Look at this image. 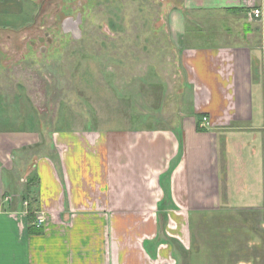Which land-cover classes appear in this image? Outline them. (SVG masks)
Wrapping results in <instances>:
<instances>
[{"label": "crops", "instance_id": "1", "mask_svg": "<svg viewBox=\"0 0 264 264\" xmlns=\"http://www.w3.org/2000/svg\"><path fill=\"white\" fill-rule=\"evenodd\" d=\"M263 5L182 0L172 11L165 37L182 71L172 126L53 130L26 195L12 159L34 133L0 131V264H180L187 256L173 243L189 250L193 218L264 210L232 205L233 198L264 197V19L250 17ZM194 12L198 23L190 28ZM23 13V0H0V21ZM32 174L38 184L29 190ZM247 174L257 183L247 185ZM29 197L36 199L32 214ZM39 214L45 224L32 233ZM184 222L189 247L173 233ZM128 230L137 232L130 241ZM245 240L250 252L264 248V240Z\"/></svg>", "mask_w": 264, "mask_h": 264}, {"label": "rangeland", "instance_id": "2", "mask_svg": "<svg viewBox=\"0 0 264 264\" xmlns=\"http://www.w3.org/2000/svg\"><path fill=\"white\" fill-rule=\"evenodd\" d=\"M23 1L20 17L0 21V131L32 132L29 117L37 125L28 144L12 159L13 175L21 180V193L26 195V180L39 154L50 153L48 142L53 130L174 125V110L181 104L179 99L175 101L179 86L174 79L182 71L180 63L173 60L165 33L170 14L182 0ZM190 15L188 27H197L199 14ZM67 20L71 21L65 27ZM201 25L207 28L211 24ZM253 25L261 29L259 22ZM244 178L247 185L258 179L251 174ZM232 205L258 210L256 207H264V197L233 198ZM261 210L243 214L255 228V240H264ZM179 229L173 233L189 247L186 222ZM135 232L127 231L129 241ZM236 233L231 261L225 264H240L235 259L246 254L264 264V248L255 246L250 252L245 247L247 235L238 230ZM197 234L202 248L211 246L207 226ZM176 250L182 256L178 247ZM204 257L197 264H213ZM180 264L190 263L185 260Z\"/></svg>", "mask_w": 264, "mask_h": 264}, {"label": "trees", "instance_id": "3", "mask_svg": "<svg viewBox=\"0 0 264 264\" xmlns=\"http://www.w3.org/2000/svg\"><path fill=\"white\" fill-rule=\"evenodd\" d=\"M28 124L31 126V131L34 132L37 127L33 118L29 117L27 120ZM33 129V130H32ZM201 129V128H200ZM24 130V129H23ZM29 190L38 184V179L36 174H32L29 177ZM30 198V197H29ZM36 200V199H35ZM30 198L29 205L31 214L36 209V201ZM235 215L242 217L241 220H237ZM34 225L31 229L32 233H41V228ZM247 223H250L242 213H223V212H211L206 214H201L200 217L191 220V248L186 250L180 243L174 242L175 248L178 247L182 256H187V261L190 264H197L198 261L203 260V257L212 262L213 264H225V261H229L230 253L233 252L232 244L234 235L237 234L236 231H241L247 235V237L254 238L255 228L247 227ZM208 227L210 231V241L209 245L201 247L198 244L197 237L199 229H204ZM231 230H236L231 232ZM223 234V235H222ZM225 235V236H224ZM249 235V236H248ZM223 236V237H222ZM223 238V239H222ZM232 243V244H231ZM229 255V256H228ZM230 262V261H229Z\"/></svg>", "mask_w": 264, "mask_h": 264}, {"label": "built area", "instance_id": "4", "mask_svg": "<svg viewBox=\"0 0 264 264\" xmlns=\"http://www.w3.org/2000/svg\"><path fill=\"white\" fill-rule=\"evenodd\" d=\"M250 17L253 20H263L264 19V12L260 8H254L250 12ZM209 125H210L209 119L207 117H203L202 121L200 123V127L202 129H206L207 127H209ZM45 221H46L45 215L39 214L36 217L35 225L39 228H42L45 224Z\"/></svg>", "mask_w": 264, "mask_h": 264}, {"label": "water", "instance_id": "5", "mask_svg": "<svg viewBox=\"0 0 264 264\" xmlns=\"http://www.w3.org/2000/svg\"><path fill=\"white\" fill-rule=\"evenodd\" d=\"M71 20H67L66 22H65V27H66V24L68 23V22H70ZM41 41H43V39H40Z\"/></svg>", "mask_w": 264, "mask_h": 264}, {"label": "flooded vegetation", "instance_id": "6", "mask_svg": "<svg viewBox=\"0 0 264 264\" xmlns=\"http://www.w3.org/2000/svg\"><path fill=\"white\" fill-rule=\"evenodd\" d=\"M45 39L48 41L49 37H48V36H46V37H45Z\"/></svg>", "mask_w": 264, "mask_h": 264}]
</instances>
